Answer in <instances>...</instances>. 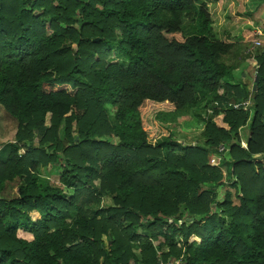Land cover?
I'll return each instance as SVG.
<instances>
[{
	"label": "trees",
	"instance_id": "obj_1",
	"mask_svg": "<svg viewBox=\"0 0 264 264\" xmlns=\"http://www.w3.org/2000/svg\"><path fill=\"white\" fill-rule=\"evenodd\" d=\"M54 1L0 0V264H264V46L251 92L219 94L252 55L208 0ZM206 101L201 145L158 120Z\"/></svg>",
	"mask_w": 264,
	"mask_h": 264
},
{
	"label": "rangeland",
	"instance_id": "obj_2",
	"mask_svg": "<svg viewBox=\"0 0 264 264\" xmlns=\"http://www.w3.org/2000/svg\"><path fill=\"white\" fill-rule=\"evenodd\" d=\"M217 0H208V5L212 4L213 2H215ZM247 1V0H246ZM257 1V0H255ZM253 2L251 4V2H246L244 1L245 4L241 5V2H239L240 6L232 9L229 13V18L228 20L232 21L233 17L234 20L236 21V23L234 24L236 26V28L234 29L233 34H231V36L234 37V39L236 40L237 38L240 37V31H241V26L246 27L247 25L251 24L252 22H249L248 18L245 17L246 13L245 11L248 8H253L254 5L256 4V2ZM54 3L57 5V1L55 0ZM231 3V1H230ZM243 3V2H242ZM249 3V4H247ZM261 7H260V12L259 14L256 16V20H261L262 18H264V2L260 3ZM220 6H222V8L225 6H228V3H223ZM244 9V10H243ZM37 13V11H36ZM248 15V14H247ZM237 16H241L242 18H238ZM221 21V20H220ZM239 22V23H238ZM257 22V21H256ZM264 23L259 22V26L263 25ZM214 26H216L217 28V23L214 24ZM221 26V25H220ZM214 29V28H213ZM220 29V28H219ZM262 31V36L264 34V28L261 29ZM260 37V36H259ZM263 40V39H262ZM246 47V46H245ZM243 50H245V48H243ZM243 53V52H241ZM253 57V58H252ZM249 58V64H247L248 69L250 70L251 73H249V83H248V88L251 92V89L253 88V78L255 76V72L254 70H256L257 68V64L254 62V56L252 55ZM255 67V69H254ZM237 84V83H235ZM255 87V86H254ZM234 98L230 100V104L235 103L234 102ZM252 100V99H251ZM252 103V102H251ZM212 103L206 101L204 104L198 106V107H184L183 109L176 111V112H160L158 114V120L164 124L165 126H167L169 129H171L173 131V133L175 134L176 138H178V140H180L183 144L185 145H191V146H196V145H201L204 143V113L206 112L205 109L206 108H211ZM248 111H251V107L249 109H247ZM208 113V112H207ZM49 121H50V114H48L46 116V126L49 125ZM112 123H115V120L112 118ZM249 123H247L246 125H244L242 127V136L246 137L247 133H248V126ZM39 141V137L36 138V143H38ZM5 142V139L0 137V146H2V144ZM221 144H225V143H221ZM218 144L217 146L221 145ZM240 145V147H244V141L238 143ZM226 147L228 145H225ZM217 148V147H216ZM229 149V146L227 147V150ZM215 154V150H209L208 151V156H209V164H216L218 168H220L221 173L223 175V181H226L225 184H223L221 187H219L216 190L217 193V201L221 202L224 199V195H225V191L229 190L231 193H233L232 195V199L234 200V202H237V199L234 195V188L231 187V182L234 180H230L228 181V170H227V164H226V158H229V153L227 151V153H225L222 157V161L220 163H212L211 162V158L213 157V155ZM50 179H51V183L52 185H59L58 182V174L57 173H52L50 172ZM237 183V182H236ZM238 185V184H237ZM68 192V191H67ZM71 193V192H68ZM113 205V200L112 197L109 195H102L101 198L99 199L98 203H95L94 205H92L93 209H106L109 206ZM215 205V204H213ZM172 221V220H170ZM138 243H135V247L133 248V252L135 253V255L137 257L140 256V252L138 249ZM170 261H175L178 264H180V261L178 260H170ZM169 262V261H168ZM130 264H133L132 261L130 262Z\"/></svg>",
	"mask_w": 264,
	"mask_h": 264
},
{
	"label": "crops",
	"instance_id": "obj_3",
	"mask_svg": "<svg viewBox=\"0 0 264 264\" xmlns=\"http://www.w3.org/2000/svg\"><path fill=\"white\" fill-rule=\"evenodd\" d=\"M231 1V3H230ZM246 2H251V4L255 1V0H217L215 2H213L212 4L209 5V9H210V13L212 16V26L214 28L215 33L217 34V36L227 42L233 43L237 45V50L241 52L243 51V48H246L241 37L237 38L236 40L234 39L233 36H231V34H233L234 29L236 28V26L234 25L236 23V21L234 20L235 17H233V20L230 21L228 20L229 15H230V11L238 6H240L239 2H241L242 4ZM243 2V3H242ZM256 4L254 5L253 8H248L245 13V17H247L249 20V22H252L251 24L247 25V26H251L254 29H258L261 33V29L264 28V24L259 26V22L264 23V18H262L261 20H256V16L259 14L260 12V3H263L264 0H257L255 1ZM223 3H228V6H225L222 8V6H220ZM247 3V4H249ZM244 10V9H243ZM264 13V12H263ZM248 14V15H247ZM238 18H242L241 16H237ZM221 20V21H220ZM257 21V22H256ZM217 23V28L216 26H214V24ZM239 23V22H238ZM221 25V26H220ZM220 28V29H219ZM241 29L244 28L243 26L240 27ZM264 36V34H263ZM253 58V57H252ZM249 58H246L245 60H241L239 59V57L237 58V62L239 63V66L237 68V70L234 72V76L232 78V80L229 81H224L222 82L221 88L219 90V94H223L225 93V87H226V83H243L246 84L248 86L249 83V73L250 70L248 69V65L249 64ZM254 62L256 63V60H254ZM255 69V67H254ZM255 72V70H254Z\"/></svg>",
	"mask_w": 264,
	"mask_h": 264
},
{
	"label": "built area",
	"instance_id": "obj_4",
	"mask_svg": "<svg viewBox=\"0 0 264 264\" xmlns=\"http://www.w3.org/2000/svg\"><path fill=\"white\" fill-rule=\"evenodd\" d=\"M256 32H257V34H258L259 36H262V35H261L262 33H261L258 29H256ZM261 46H264V41L259 37L258 40H255V41L249 43V44L246 46V48H245V52H246L247 54H251V55H253L254 50H255L257 47H261ZM232 105H233V107H235V108H238V107H240V106H243V107L247 108V107H249V106L251 105V100L248 99V100H245V101H243V102H241V103H233ZM207 112L211 113L212 110H211V109H207ZM227 151H228V150H227V148H226L225 145H223V144L219 145V146L217 147V153H215V154L213 155V157L211 158V162H212V163H220V162L222 161V157H223V155H224L225 153H227ZM165 264H178V263L175 262V261H169V262H167V263H165Z\"/></svg>",
	"mask_w": 264,
	"mask_h": 264
},
{
	"label": "water",
	"instance_id": "obj_5",
	"mask_svg": "<svg viewBox=\"0 0 264 264\" xmlns=\"http://www.w3.org/2000/svg\"><path fill=\"white\" fill-rule=\"evenodd\" d=\"M260 38L264 40V36H260ZM256 81H258V76H256ZM254 88H255V87H254ZM214 206H215V205H213V207H214Z\"/></svg>",
	"mask_w": 264,
	"mask_h": 264
},
{
	"label": "clouds",
	"instance_id": "obj_6",
	"mask_svg": "<svg viewBox=\"0 0 264 264\" xmlns=\"http://www.w3.org/2000/svg\"><path fill=\"white\" fill-rule=\"evenodd\" d=\"M256 75V74H255ZM254 79V78H253Z\"/></svg>",
	"mask_w": 264,
	"mask_h": 264
}]
</instances>
